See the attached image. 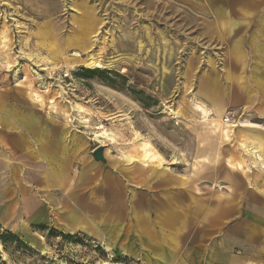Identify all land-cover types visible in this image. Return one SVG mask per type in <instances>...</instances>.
I'll list each match as a JSON object with an SVG mask.
<instances>
[{"label":"rangeland","instance_id":"obj_1","mask_svg":"<svg viewBox=\"0 0 264 264\" xmlns=\"http://www.w3.org/2000/svg\"><path fill=\"white\" fill-rule=\"evenodd\" d=\"M218 106L233 112L229 139ZM17 111L64 132L75 159L53 188L30 184L62 213L22 230L0 208L38 252L3 253L9 264H264V177L240 145L259 133L242 123L264 131V0H0V128Z\"/></svg>","mask_w":264,"mask_h":264},{"label":"crops","instance_id":"obj_2","mask_svg":"<svg viewBox=\"0 0 264 264\" xmlns=\"http://www.w3.org/2000/svg\"><path fill=\"white\" fill-rule=\"evenodd\" d=\"M215 112L216 116L212 121L214 128L222 131L225 138L229 139L233 130L232 126L236 124L230 125L223 121V117L227 112L223 106L215 107ZM37 114L39 115V113ZM10 118L13 120L12 127L0 128V182L15 183V185L10 195L7 191L1 192L0 208L3 209L6 215L21 217L19 221V224H21L20 229L24 230L28 226V222L23 220L24 218L32 221L33 224L44 223L38 220H43L44 216H50V214L62 213L61 208L57 206L56 200L49 196L42 198L34 194L30 184L37 181L40 183L41 188L45 190L53 188L54 183L59 184L58 181H55L60 176L58 175L59 168H66L67 166V169L71 171L70 167L72 163L74 164L75 156L72 157L70 154L69 160H67L64 150L65 138L61 137L64 132L60 133L59 130L54 132L53 129L37 121L41 118L40 115L37 116L34 112L17 111ZM241 126L255 129L254 131L259 132L252 136L243 135V140L240 143L241 147L243 143L249 142L260 152L264 160V131L260 130L261 125L255 122H247L242 123ZM246 153L251 157V161L250 165L245 166V169L250 171V168L254 166L258 170V172L255 171V179L264 177V169L260 166L259 161L250 153ZM242 158L235 160L238 167H243L245 163V159ZM157 166L158 164H156ZM165 167L167 168L168 166ZM66 171L64 169V172ZM255 174L251 175L252 178H254ZM46 182L48 183L47 185H45ZM257 188L259 190H255L256 196L264 197V189L261 187ZM215 212V218L225 214L223 209H218ZM70 219L75 218L71 215H65L61 220L66 223V228L73 231L74 225L68 224ZM248 262L251 261H245L243 264Z\"/></svg>","mask_w":264,"mask_h":264},{"label":"trees","instance_id":"obj_3","mask_svg":"<svg viewBox=\"0 0 264 264\" xmlns=\"http://www.w3.org/2000/svg\"><path fill=\"white\" fill-rule=\"evenodd\" d=\"M82 72L87 77L99 76L107 77L109 75V70L102 68H82ZM40 229H50L46 224H38ZM57 235H61L65 239H77L76 235L66 234L63 232H58ZM47 236V235H46ZM48 237V236H47ZM3 253H8L11 258L14 257V253H20L21 255H32L37 254V250L21 238L17 233L12 230L3 228L0 223V264H9L8 260L3 257ZM45 257L42 256V259Z\"/></svg>","mask_w":264,"mask_h":264},{"label":"bare ground","instance_id":"obj_4","mask_svg":"<svg viewBox=\"0 0 264 264\" xmlns=\"http://www.w3.org/2000/svg\"><path fill=\"white\" fill-rule=\"evenodd\" d=\"M101 58V57H100ZM85 61V63L88 65V66H96V67H99V66H102V62H101V60L98 58V57H94V56H92V55H90V57H88V58H86V60H84ZM83 61V62H84ZM103 61H104V59H103ZM109 64V63H108ZM105 66V65H104ZM227 113V112H226ZM226 113H225V115H226ZM225 115H224V117H223V121L224 122H227V121H225L226 119H225ZM228 123V122H227ZM101 135L103 136V137H108V138H113V136L108 132V131H106V130H103L102 131V133H101ZM242 147L245 149V151L246 152H248V153H250L251 155H253L254 156V158L257 160V161H259V163H260V166L264 169V160H263V157H262V155L260 154V152L258 151V150H256V148L252 145V144H250L249 142L248 143H243L242 144ZM140 154V153H139ZM142 154H143V157H145V162L146 163H150L151 161H148V160H146V158H149L150 160H153L154 158H156V154L152 151V149H151V146H150V143L149 142H145V148L142 150ZM135 157H137L138 158V156H135ZM142 157V158H143ZM129 159H131L132 158V156H129L128 157ZM128 158H127V160H128ZM135 159V158H134ZM176 159V158H175ZM158 167V166H157ZM260 168V167H259ZM167 169H165V171H166ZM181 224V223H180ZM159 236V235H158ZM148 243V242H147Z\"/></svg>","mask_w":264,"mask_h":264},{"label":"water","instance_id":"obj_5","mask_svg":"<svg viewBox=\"0 0 264 264\" xmlns=\"http://www.w3.org/2000/svg\"><path fill=\"white\" fill-rule=\"evenodd\" d=\"M103 150H104L103 146H99L93 151V155L96 160L105 161Z\"/></svg>","mask_w":264,"mask_h":264},{"label":"built area","instance_id":"obj_6","mask_svg":"<svg viewBox=\"0 0 264 264\" xmlns=\"http://www.w3.org/2000/svg\"><path fill=\"white\" fill-rule=\"evenodd\" d=\"M233 112L231 110H228L226 115H225V121L229 122L231 120V118L233 117Z\"/></svg>","mask_w":264,"mask_h":264}]
</instances>
